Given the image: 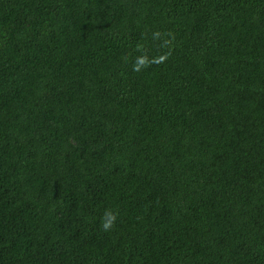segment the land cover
I'll list each match as a JSON object with an SVG mask.
<instances>
[{
	"label": "trees",
	"instance_id": "1",
	"mask_svg": "<svg viewBox=\"0 0 264 264\" xmlns=\"http://www.w3.org/2000/svg\"><path fill=\"white\" fill-rule=\"evenodd\" d=\"M0 264H264V0H0Z\"/></svg>",
	"mask_w": 264,
	"mask_h": 264
},
{
	"label": "clouds",
	"instance_id": "2",
	"mask_svg": "<svg viewBox=\"0 0 264 264\" xmlns=\"http://www.w3.org/2000/svg\"><path fill=\"white\" fill-rule=\"evenodd\" d=\"M106 217H108L107 222H105L103 224V227L105 228V230H107L108 228H110L115 220V215H113L111 212H107L105 213Z\"/></svg>",
	"mask_w": 264,
	"mask_h": 264
}]
</instances>
